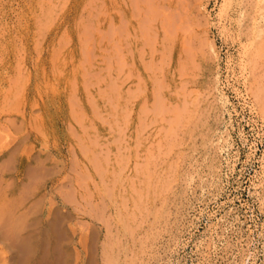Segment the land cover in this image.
<instances>
[{
  "label": "rangeland",
  "instance_id": "rangeland-1",
  "mask_svg": "<svg viewBox=\"0 0 264 264\" xmlns=\"http://www.w3.org/2000/svg\"><path fill=\"white\" fill-rule=\"evenodd\" d=\"M173 1L175 2L176 0ZM194 1H196V3ZM194 1V3L191 4L194 5L192 6L194 7L192 11L195 14V21H197V23L195 22L196 25H194V30L199 40L196 36L193 42L194 44L192 43L196 51L192 63L195 69H189L188 76L189 79H192L191 76L194 74L197 83L193 88L198 91L200 90L202 93L206 92L207 94L211 89V85L215 87L216 94L219 95L218 97L220 100L218 99V102L216 101L217 105L215 104L217 106H215L216 113H212L213 115L208 117L207 120L203 119L205 120L203 125L200 124V126H197L195 124L196 126H194L190 125L191 123L189 125H187L188 123L186 124V126H191L189 137V134L184 132L186 127L184 126L185 124H180L181 126H178L177 129L179 131L182 130L181 132H178L176 127V132H173V130L170 131L169 127H167L168 120H166V117L158 115L157 117L159 120L157 117H154L153 112L156 105L154 95L152 100L150 99L145 103L147 94H151L155 88H153L155 81L154 83L151 82V84L149 78L148 80L146 79L147 81L144 79V83L149 81L148 84H146V90H144V92L141 91L143 92L142 94L138 92L142 96L138 93L136 96L132 94L135 93L134 86H136V79L132 80L131 78L134 77H130L128 82V84L131 83L128 87L130 93L132 92L131 95H129L131 96L129 99L130 102L128 103L127 101L124 105L121 104L122 107L119 106L118 108V110L122 108L121 112L125 115L118 110L116 111L117 113H115L109 103L106 102L107 99L95 92L106 90V87H104L106 83L101 80L97 84L98 86L96 85V90L92 92L95 98L93 108H95L94 111H96L95 118L93 117V111L89 109L91 105L86 98L87 90L83 83L88 74L84 67L86 64V57L84 50H82L81 44L83 43L80 40L82 39L81 29L87 24V19H92L88 16H90V11H93L92 7L94 6L89 0H0V191L2 186L4 187L6 181L8 183H6V189H14L13 192L16 189V193L11 194L9 190L7 192L8 194L10 193L13 198L11 200L9 196L10 202L13 204L14 202L19 203L14 204V206H19L15 208V211L17 210L18 212L16 211V213L19 214L20 212L19 215H22V225L19 226V229L16 227L14 228V225L13 227H11L12 225L10 226L11 222L7 220L8 217L6 220L3 218L0 220V264H27L29 260V263L36 262V259L38 264H43V262L44 264H264V109H260L259 102H257L258 99L252 91L254 86H250L252 88H249V84L251 85L249 82H252L251 80L253 79L252 77H254V73L243 63L245 61L242 49H244L243 44L246 42L244 39L246 38L245 32L247 31L245 30L249 22L246 21V18L243 19L244 21H238L237 18L241 10H244V1L246 0H240L241 2L238 4H236L237 0ZM102 2L101 12L98 11V13L96 11L98 15L94 14V16H96V25L94 24L95 27H93L95 31L101 33L104 32V30L106 31L112 23H115V25L118 24L120 15V4L118 0H102ZM138 2L140 6L136 10V19L134 17L132 18L134 21L131 20L137 24L136 26H138V23H140L141 26L144 22V18H146V9L142 6L144 0L143 2L138 0ZM174 2L172 3L173 6ZM83 3H85V6ZM247 5L248 3H246L245 10L248 9ZM128 7L131 6L128 5ZM165 9L166 12L169 13V9L166 7ZM226 9L227 11H225ZM48 10L49 13H47ZM170 10H172V8ZM140 12L141 14L139 15ZM254 12L256 11L251 9V13L253 14ZM138 16L140 18H138ZM79 18L84 19L81 21ZM262 22L264 23V17L261 19L259 26L264 25ZM38 23L41 25L37 26ZM81 23L84 24L80 26L79 24ZM156 25L157 22L153 24L154 27H157ZM239 30L243 32L239 33ZM160 34L162 35V33ZM79 35H81L80 39H78ZM161 35L157 36L154 42V46L157 45L155 47L156 52L151 55V58L154 57L151 59L152 62L153 60L157 62L156 64L154 62V65L160 67L164 65L161 60V55L163 54L161 53L163 45L160 46L163 43L161 41L163 40ZM61 39L63 40L61 41ZM77 40H80V42ZM202 41L211 43L215 53L210 52L207 46L202 45ZM106 44H108V46H106ZM59 46H63V48L61 47V51ZM99 46L104 48L103 50L108 47L107 49L109 50V41H106V43H99ZM78 47L79 49L81 48L79 50L80 52L78 51ZM54 50H58V53ZM105 51L107 53L109 52L107 50ZM241 52L242 55H240ZM68 60L70 61L68 62ZM164 62L166 63V61ZM51 65L53 67H51ZM63 65L64 67H62ZM102 68L101 70L103 73ZM161 68L163 70L161 69L159 71L161 73L158 72L159 74L156 76V80L159 82L156 96L162 104L164 103V105L168 106L171 102L170 99H172V85L169 81L170 75L166 70V66L164 65V67ZM259 69L260 68H258V70ZM262 69H264V67ZM80 71L83 72L81 73ZM138 71L136 74L139 73L142 75L139 77L140 79L143 76L145 77L141 72L142 69H138ZM256 71L257 69L255 72ZM250 72H252V74H250ZM257 72L255 76L258 77L254 78L258 81L264 73L261 71L262 74ZM132 75L130 74V76ZM16 80L18 81L16 82ZM263 80L264 78L260 79L262 85H264ZM141 81L142 84L143 79H141ZM162 81L163 83H160ZM45 83L48 85H45ZM198 83L200 85H198ZM207 84H210L208 85L209 88L206 87ZM191 85L192 84L189 82L186 84L185 88L187 91L190 90L188 88ZM195 86H200L201 88L197 89ZM124 88L127 89V87ZM250 89L253 92H251L252 94H250ZM203 90L206 91L203 92ZM18 94L20 95L18 96ZM67 96L71 97L69 98ZM13 97H18V99H14ZM104 102L107 103L108 106ZM132 102L133 104H131ZM78 103L80 104L78 105ZM143 104L152 105L151 107H153V116H151L149 120L144 119L148 122L145 127L148 133H145V136H143L145 145L147 144L145 147L151 144L150 148H152V152L158 150V156H160L162 162L161 159L158 160L159 163L161 162L162 164L152 168L155 173L153 175L155 177L153 179V176L151 177L153 180L152 188L154 190L150 188L149 190L152 192L148 195L151 197L153 191L155 194L152 196L153 198L148 199V201H146L147 203H145L148 212H151H144L146 214L142 212L143 215L138 214V216L135 215V217H133L134 209L131 203H133L135 199L137 200V193L135 192L137 188L135 187L136 190H130V188L125 187L126 184H123L122 186L119 185L121 188L120 190L119 186L112 184V180L111 182L109 181L111 178H107L108 180L102 179L100 177L102 175L92 171V159L97 157L100 153L98 149L101 147L97 145L95 146L96 149H94L96 151H86L88 153L91 152L92 155L86 153L83 149H85L84 143H87L85 140L91 141V136L87 132L91 133L95 126V130H93L96 134L95 137L99 136V138L97 137V139L100 140L99 144L101 145L102 143L110 141L111 151L107 155L113 157V153L115 154L118 153L117 151H120L122 158L129 160L127 163L126 160H124L126 163L125 167L124 162L121 164L123 165V169H125H122L123 176L124 174L125 177L129 174L134 175L135 160L133 159L134 156L130 149L134 148L132 145V138L135 136L136 118H138L139 113L137 107ZM253 104H255V106L257 105V108ZM74 106L78 109L76 110ZM109 106L113 112L110 109L108 110ZM30 108H33V111ZM257 109L259 111L258 113L256 112ZM19 111L21 112L19 113ZM76 111L84 115L86 114L85 121H81L82 124L74 117ZM104 112L105 114H102ZM119 114L122 115L119 116ZM97 116L98 118H96ZM111 117L114 123H111ZM119 117L121 119L123 118V120L120 121ZM106 119H108V123ZM116 119L119 121L118 123H116ZM72 121L75 122L73 123ZM122 121H124V124ZM155 121L158 123L156 124ZM91 122L92 124H90ZM151 122L153 123L151 124ZM89 124L90 127L94 125L91 128L88 127L91 130L87 128ZM112 124H114V127ZM121 126L125 127L126 130L123 135H120L121 144L118 142V147H116L118 149H116L114 148L115 144H112V140L110 139L118 134L116 130H119ZM110 127L114 130V133ZM129 130L130 133H128ZM83 131L84 133H82ZM107 132L112 136H108ZM24 133H26V135H24ZM172 135L175 136L173 137ZM17 139L19 141H17ZM169 139L171 141H169ZM82 140L84 141L81 142ZM181 143L182 146L180 145ZM127 145H132L133 148ZM13 147H15L16 151L14 152L12 160H8L7 154H9V151L13 149ZM86 155L87 157H91V160L86 158ZM40 157L42 159H40ZM175 158L178 159L176 160ZM154 159H156L155 156ZM37 164H39V166ZM4 168L5 170L3 173L1 169ZM163 172L168 175H165ZM4 174L6 176L2 178ZM167 177L172 181L170 179L167 180ZM157 178L160 179L158 182ZM183 178L186 181L185 183H183ZM154 179H156V181ZM167 181L168 183H166ZM100 183H102V187ZM104 184L110 186L108 187L109 193H105L107 186H104ZM156 185L158 188H155ZM125 188L128 192L126 191L124 193ZM164 188L166 190L168 189L169 192ZM116 191L119 195L115 194ZM157 191L159 193H157ZM163 192H165V194ZM1 193L2 192H0V194ZM101 194L106 196L103 195V197ZM110 195H113L112 198H110ZM124 197L127 199H124ZM155 197H157V199ZM108 198H110V201ZM161 199L163 200L161 201ZM125 200L128 202L126 203ZM115 201H119L118 203L120 204ZM112 202H115V204H111ZM163 203L165 204L164 207ZM126 210L130 211L128 212ZM132 210L133 212H131ZM162 210L166 212L164 211L165 213L161 215V212L163 213ZM114 211L118 216L116 214L113 215ZM108 212L112 214L110 215ZM119 212L120 214L124 213L125 216L122 214L119 217ZM28 216L30 217L28 218ZM115 216H117L118 219H115ZM140 216L142 217L139 218ZM130 218L134 220L137 218L138 223H136V226L138 228L133 226L136 220L131 221L132 224H129L130 221L128 219ZM3 221L5 222V227H1V222ZM148 223H150V225H148ZM125 224L127 227H125ZM113 226L116 228H113ZM148 227L149 229H147ZM3 228H5L6 231ZM124 229L128 230L125 231ZM157 229H159V232ZM116 230H118V232ZM26 231L27 233H25ZM124 232L125 236H122L123 234L121 235V233ZM50 233L53 235V239ZM149 233L154 236L151 234L149 235ZM112 235L114 240L117 238L119 239H117L118 244L114 243L116 240L113 241ZM31 236L32 238H30ZM33 236L36 237L34 238ZM131 236L133 237L131 238ZM139 238L140 240H138ZM34 240L37 241L34 242ZM25 241L28 243L34 242L35 248L27 249L25 247ZM141 241L142 243L144 241L146 243L144 242V244H142ZM108 243L109 245H107ZM38 252H40V255ZM107 252L113 254L110 255ZM31 253L35 254L33 255ZM31 255L32 257L30 258L29 256ZM37 255L41 257H37ZM43 257L47 258L45 259Z\"/></svg>",
  "mask_w": 264,
  "mask_h": 264
},
{
  "label": "bare ground",
  "instance_id": "bare-ground-1",
  "mask_svg": "<svg viewBox=\"0 0 264 264\" xmlns=\"http://www.w3.org/2000/svg\"><path fill=\"white\" fill-rule=\"evenodd\" d=\"M62 1V0H61ZM142 2H143V0H141ZM173 1V0H172ZM171 0H144V4L142 5L145 9H146V18H144V22H143V24H141V26H140V23H138V26H136L137 24L136 23H134L133 21H134V19H132V18H134L135 17V19H136V13H137V9H138V7L140 6V3L138 2V0H118V2H119V4H120V15H119V20H118V24H116L115 25V23L113 24H111V26H109L108 27V29L105 31L104 30V32H97V31H95L94 30V28L93 27H95L94 26V24H95V21H96V16H94V14H97L96 13V11L98 12H101L100 10H101V3H103L102 2V0H89V2H91V3H93L92 5L94 6V7H92L93 8V11H90V16H88V17H91L92 19H87V24L83 27V29H81L82 31V36L81 35H79V38L78 39H80V36L82 37V39H80L81 41H82V43L83 44H81L82 45V50H84V53H85V57H86V64H85V68H86V70H85V68H84V70L87 72V74H88V76H86V78H85V80H84V87H85V89L87 90L86 92V95H87V101L89 102V104L92 106V108H91V106H90V108L89 109H91L92 111H93V117L95 118V112L96 111H94L95 110V108H93V104H94V95H92V92L94 91V90H96L95 88H96V85L101 81V80H103L105 83H106V86H104V87H106V90H104V91H101V92H97V91H95L96 93H99L100 94V96L101 97H104L105 99H107V103H109V105L112 107V109L115 111V113H117L116 111L118 110V108H119V106H121V104L122 105H124L127 101H128V103L130 102V98H131V96H129V95H131V93H130V89H129V87H128V85H130L131 83H129L128 84V82H129V80H130V77H134V78H131L132 80L133 79H136V86H134L135 88H134V92L135 93H132V94H135L136 96H137V93L139 92H141V91H143L144 92V90H146V84H148V82L147 83H144L145 82V80L147 79L148 80V78L150 79V83L152 82V83H154V81H155V85L153 86V90L154 91H152V93L150 94H147V96H146V99H145V103H146V101L148 102L150 99L152 100L153 99V95H154V99H155V103H156V105H155V110H154V112L152 111V109H153V107H151L150 105H147V104H150V103H147V104H143V105H138L139 107H137L138 108V118H136L137 119V122H136V129H135V136L132 138L133 139V146H134V148L132 147V145L130 146V145H127V146H130L131 148H133V149H130V151H131V153L133 154V159L135 160H133L134 161V164H135V173H136V176H135V173L133 172V174L134 175H126V177H125V174H124V176H123V174H122V169H123V165H121L122 164V162H124V167H125V164L129 161V160H126V159H123L122 158V154L120 153V151H117L118 153H113V157H109L110 155H107V154H109L110 153V151H111V145H110V141H107L106 143H102L101 145L99 144V142H100V140H98L97 139V137L99 138V136H97V137H95V133H94V130H95V126L93 127V126H91V127H93V129H92V132L91 133H89V132H87L90 136H91V141L89 142L88 140H85V142L87 141V143H84V148L85 149H83L85 152L86 151H93L94 149H96V147L95 146H99V147H101L100 149H98V151L100 152L98 155H97V157H92L93 159V163H92V165H93V172H98L100 175H102V176H100L102 179L104 178V180L105 179H107V178H111L109 181L111 182V180H112V184H116L117 186H119V185H123V184H126V188H130V190H132V189H135V187L137 188V190L135 191L136 193H137V200L135 199H132V200H134L133 201V203H131V206H132V208L134 209V216L133 217H135V215H137L138 216V214H142L143 215V213L144 212H148V210H147V208H146V204L145 203H147L146 201H148V199H151V198H153L152 196L155 194L154 193V191H153V195L150 197L148 194H150L152 191V184H153V178L155 177V176H153L155 173H154V169H152L154 166L156 167V165H160V164H162L161 162H162V159L160 158V156H158V150H156V151H151L152 150V148H150V145L148 146V147H145L146 145H145V142H144V137L143 136H145V133H148V131H146V124L148 123V122H146L144 119H147V120H149L150 119V117L151 116H153V113H154V117H157L158 115L159 116H162V117H166V120H168V122H167V127H169V129H170V131L171 130H173V132H176L175 130L178 128V126L181 124V125H184V126H186V124L187 125H189L190 123V125H194V126H200V124L201 125H203V122L205 121V120H203V119H206L207 120V118L208 117H210L211 115H213L212 113H214L215 112V110H216V101L219 99L220 100V98L218 97L219 95H217L216 94V88L215 87H212V85H211V89L209 90V92L206 94V92H204V91H206V90H203V92L205 93V95H204V93H202V92H200V90L198 91V90H196V89H194L193 87H194V85L197 83V80L195 79L196 77L194 76V74H193V76H191L192 77V79H189V76H188V70L189 69H191V68H194V66H193V60H194V57H195V49H194V46H192V43L195 41V39H196V31L194 30V25H196V23H197V21H195L196 19H195V14H194V12L192 11V9L194 8V7H192V6H194V5H191V4H193L194 2L196 3V1H194V0H176L175 2H174V6L172 5V2ZM194 1V2H193ZM239 1V2H238ZM243 1V0H242ZM87 2V1H86ZM192 2V3H191ZM235 2V1H234ZM234 2H233V4H234ZM241 1L240 0H237V3L236 4H238V3H240ZM245 2V8H246V3H248V5H247V8L248 9H246L245 10V8H244V10H241V13L239 14V16H238V18H237V20L238 21H244L243 19H245L246 18V21L247 22H249V23H247L248 25H247V27H246V30L245 31H247V32H245L246 33V35H245V39L244 40H246V42H245V44H243V48L244 49H242L243 50V55H244V61L245 62H243L248 68H249V70H251L254 74H253V76L254 77H256L255 76V74H256V72L258 71V72H262V73H264V69H262L263 67H264V31H263V28H264V25H262V26H259V24H260V21H261V19H263V17H264V0H246V1H244ZM250 2V3H249ZM84 4V6H85V3H83ZM82 4V5H83ZM89 5H90V3H89ZM128 5L129 6H131V7H128ZM104 6V5H103ZM228 6H230V5H228ZM165 7L166 8H168L169 9V13L168 12H166V9H165ZM172 8V10H170L171 8ZM105 8V7H104ZM231 8V7H230ZM83 9V8H82ZM251 9H253V10H255L256 12H254L253 14L251 13ZM86 10V9H85ZM249 10V11H248ZM89 11H87V12H89ZM136 11V12H135ZM225 11H227V9L225 10ZM225 11H224V13H225ZM98 12V13H99ZM253 12V11H252ZM47 13H49V10H48V12ZM229 13V12H228ZM141 14V12L139 13V15ZM226 14V13H225ZM224 14V15H225ZM231 14V13H230ZM98 15V14H97ZM99 15H101V14H99ZM240 15H242V16H240ZM95 18H94V17ZM228 16H230V15H228ZM81 17V16H80ZM226 17H227V15H226ZM241 17H242V19H241ZM43 18H44V16H43ZM94 18V19H93ZM138 18H140L139 16H138ZM47 19V18H46ZM79 19H81V18H79ZM82 19H84V18H82ZM81 19V21H83ZM86 19V18H85ZM133 21H132V20ZM226 20V19H225ZM45 21V20H44ZM78 21V20H77ZM80 21V22H81ZM143 21V20H142ZM237 21V22H238ZM40 22V21H39ZM43 22V21H42ZM157 22V27H154L153 26V24L154 23H156ZM196 22V23H195ZM44 23V22H43ZM77 23V22H76ZM263 23V22H262ZM261 23V24H262ZM46 24V23H45ZM82 24H84V23H81V24H79L80 26H82ZM264 24V23H263ZM40 26L41 24H37V26ZM96 25V24H95ZM109 25V24H108ZM227 25V24H226ZM98 27V26H97ZM243 27V26H242ZM241 27V28H242ZM98 29V28H97ZM102 30V29H101ZM80 31V30H79ZM99 31H100V29H99ZM242 33L243 31H240L239 30V33ZM160 33H162V35L160 34ZM244 33V34H245ZM244 34H243V36H244ZM159 35H161L162 37H163V40H161L163 43L160 45V46H162L163 45V47H162V52L161 53H163L162 55H161V60H162V63L166 66V70H167V72L169 73V75H170V77H169V81H170V84L172 85V99H170V103L168 104V100L166 101L167 102V104H168V106L167 105H164V103L162 104V102L159 100V99H157V96H156V92H158L157 90H158V83L159 82H157V80H156V76L159 74V73H161V72H159L162 68L161 67H164V65H162L161 67L160 66H157V65H154V62H155V64L157 63L156 61H154L153 60V62H152V60L151 59H153V58H151V55L154 53L155 54V52H156V46H154V42H155V40H156V38H157V36H159ZM200 35V34H199ZM240 35V34H239ZM239 37V36H238ZM160 39V38H159ZM197 39L199 40V38H198V36H197ZM63 39H61V41H62ZM65 40V39H64ZM80 40L78 41V42H80ZM106 41H109V50L106 48L105 50H107V51H109L108 53L105 51V50H103L105 47H104V44H103V47L104 48H102V47H100L99 46V43H102V42H105L106 43ZM160 41V40H159ZM158 41V42H159ZM37 42V41H36ZM200 42V41H199ZM198 42V43H199ZM249 42V43H248ZM202 43V45H205V46H207L208 47V49H209V51L210 52H212V53H215L214 51H213V49H214V47H213V45H211V43H209V42H201ZM40 44V43H39ZM58 44V43H57ZM60 44V43H59ZM194 44V43H193ZM63 45V44H62ZM106 46H108V44H106ZM60 47V46H59ZM62 48H63V46H61ZM60 47V48H61ZM62 48L60 49V51L62 50ZM81 49V48H80ZM79 49V47H78V51L80 50ZM198 49V48H197ZM241 50V51H242ZM55 52H57L58 53V50L56 51V50H54ZM53 51V52H54ZM60 51H59V54H60ZM80 52V51H79ZM57 53H56V55H57ZM65 53V52H64ZM53 55V54H52ZM61 55V54H60ZM240 55H242V52H241V54ZM63 56H64V54H63ZM154 56V55H153ZM208 56H211V55H208ZM57 57V56H56ZM53 58H54V56H53ZM63 58V57H62ZM82 58V57H81ZM243 58V57H242ZM107 59H109V60H107ZM57 60V59H56ZM60 60H61V58H60ZM71 60V59H70ZM70 60H68V62L70 61ZM77 60H78V58H77ZM160 60V61H161ZM80 61V60H79ZM164 61H166V63L164 62ZM152 62V63H151ZM53 63V62H52ZM62 63V62H61ZM64 63V62H63ZM161 63V64H162ZM78 64V63H77ZM195 64V63H194ZM84 65V64H83ZM55 66V65H54ZM56 66H58V65H56ZM81 66V65H80ZM51 67H53L52 65H51ZM62 67H64V65L62 66ZM77 67H78V65H77ZM103 67V68H102ZM196 67V66H195ZM56 68V67H55ZM101 68L103 69V73H102V70H101ZM104 68H105V70H104ZM142 69V73L145 75V77L143 78H141V79H143V83L141 84V79L139 78V77H141L142 75H140L139 73L138 74H136L137 73V71H138V69ZM246 68V67H245ZM258 68H260L259 70H258ZM137 69V70H136ZM165 69V68H164ZM195 69V68H194ZM257 69V71L255 72V70ZM163 70V69H162ZM248 70V71H249ZM51 71H54V70H51ZM56 71V70H55ZM57 71H59V70H57ZM72 71V70H71ZM71 71H70V73H71ZM192 71V70H191ZM60 72H62V71H60ZM81 72V71H80ZM83 72V71H82ZM81 72V73H82ZM105 72V73H104ZM139 72V71H138ZM159 72V73H158ZM252 72H250V74H252ZM257 72V73H258ZM260 72V73H261ZM55 73V72H54ZM63 73V72H62ZM241 73V72H240ZM259 73V74H260ZM261 73V74H262ZM42 74V73H41ZM80 74V73H79ZM130 74L132 75V76H130ZM191 74V73H190ZM196 74V73H195ZM258 74V75H259ZM261 74H260V76H261ZM53 75V74H52ZM106 75V76H105ZM136 75V76H135ZM139 75V76H138ZM245 75V74H244ZM247 75V74H246ZM257 75V74H256ZM27 76H28V73H27ZM30 76V75H29ZM60 76V75H59ZM80 76V75H79ZM138 76V77H137ZM154 76V77H153ZM23 77V76H22ZM190 77V78H191ZM244 77H246V76H244ZM254 77H252L253 79L251 80L252 82H253V84H252V82H249V83H251V85L249 84V88H252L253 86V89H252V91L254 92V94H255V97L258 99V101L257 102H259V107H260V109H264V85H262V83L260 82V79H263L264 78V75H262L261 77H260V79H258V81L254 78ZM258 77V76H257ZM256 77V78H257ZM21 78V77H20ZM28 78V77H27ZM158 78V77H157ZM160 78V77H159ZM145 79V80H144ZM255 79V80H254ZM69 80V79H68ZM146 80V81H147ZM161 80V79H160ZM254 80V81H253ZM18 80H16V82H17ZM76 81V80H75ZM81 81H82V79H81ZM102 81V82H103ZM262 81V80H261ZM69 82H70V80H69ZM69 82H67V83H69ZM101 82V83H102ZM103 82V83H104ZM186 82V83H185ZM188 82L189 83H191L192 85L188 88V89H190V90H186V88H185V86H186V84H188ZM211 82V81H210ZM25 83H26V81H25ZM51 83V82H50ZM66 83V84H67ZM102 83V84H103ZM151 83V84H152ZM160 83H163V81L162 82H160ZM164 83H166V82H164ZM261 83V84H260ZM263 83H264V80H263ZM17 84V83H16ZM143 84H145V85H143ZM167 84V83H166ZM45 85H48V84H46L45 83ZM80 85H81V83H80ZM143 85V86H142ZM198 85H200L199 83H198ZM208 85H210V84H207V86L206 87H208ZM245 85V84H244ZM243 85V86H244ZM52 86H53V84H52ZM64 86V85H63ZM98 86V85H97ZM197 86V85H196ZM195 86V87H196ZM250 86H252V87H250ZM16 87V86H15ZM19 87V86H18ZM49 87V86H48ZM51 87V86H50ZM124 87H127V89H125ZM151 87V86H150ZM204 87V86H203ZM13 88V87H12ZM77 88V87H76ZM197 89H199V88H201L200 86L199 87H196ZM209 88V87H208ZM247 88V87H246ZM14 89V88H13ZM53 89H55V88H53ZM124 89V90H123ZM150 89H152V88H150ZM168 89V88H167ZM203 89V88H202ZM204 89H205V87H204ZM11 90V89H10ZM19 90V89H18ZM24 90V89H23ZM69 90V89H68ZM102 90V89H101ZM165 90V89H164ZM13 91H15V90H13ZM21 91V90H20ZM51 91H52V89H51ZM84 91V90H83ZM161 91V90H160ZM159 91V92H160ZM251 91V89H250V94H252L253 92ZM2 92V91H1ZM53 92H54V90H53ZM125 93V95H124V93ZM143 92H141V94L143 93ZM155 92V93H154ZM219 92V91H218ZM252 92V93H251ZM5 93V92H4ZM7 93V92H6ZM9 93V92H8ZM17 93V92H16ZM70 93V92H69ZM76 93V92H75ZM128 93V94H127ZM138 93V94H139ZM245 93H246V91H245ZM249 93V92H248ZM85 94V93H84ZM99 94H98V96H99ZM141 94H139V95H141ZM254 94H253V96H254ZM15 95V94H14ZM14 95H12V96H14ZM20 94H18V96H19ZM134 95V96H135ZM138 95V96H139ZM17 96V95H16ZM39 96V95H38ZM142 96V95H141ZM160 96H162V95H160ZM222 96V95H221ZM252 96V97H253ZM67 97H71V96H67ZM66 97V98H67ZM97 97V96H96ZM213 97H214V99H213ZM12 98V97H11ZM14 98V97H13ZM16 98V97H15ZM14 98V99H15ZM28 98V97H27ZM85 98V97H84ZM136 98V97H135ZM164 98V97H163ZM217 98V99H216ZM222 98V97H221ZM224 98V97H223ZM16 99H18V97L16 98ZM100 99H103V98H100ZM105 99H104V101H105ZM124 99V100H123ZM134 99V98H133ZM133 99H131V100H133ZM253 99V98H252ZM13 100V99H12ZM11 100V101H12ZM135 100V99H134ZM9 101V100H8ZM34 101V100H33ZM67 101V100H66ZM100 101V100H99ZM224 101V100H223ZM256 101V100H255ZM1 102V101H0ZM20 102V101H19ZM77 102V101H76ZM80 102V101H79ZM102 102V101H101ZM134 102V101H133ZM133 102L131 103V104H133ZM218 102V101H217ZM6 103V102H5ZM81 103V102H80ZM80 103H78V105L80 104ZM105 103V102H104ZM103 103V104H104ZM107 103H105V104H107ZM142 103H143V101H142ZM33 104H35V103H33ZM139 104H141V103H139ZM216 104V105H215ZM258 104V103H257ZM17 105V104H16ZM24 105V104H23ZM23 105H22V107H23ZM32 105V104H31ZM70 105V104H69ZM128 105V104H127ZM126 105V106H127ZM254 106H255V104H253ZM13 106V105H12ZM11 106V107H12ZM87 106H88V104H87ZM107 106H108V104H107ZM109 106V108H108V110L111 108ZM216 106V107H215ZM257 106V105H256ZM255 106V107H256ZM14 107V106H13ZM18 107V106H17ZM75 108H76V110L78 109L76 106H74ZM89 107V106H88ZM94 107H96V106H94ZM103 107V106H102ZM114 107V108H113ZM122 107V106H121ZM258 107V108H259ZM0 108H1V106H0ZM36 108V107H35ZM105 108V107H104ZM103 108V109H104ZM257 108V107H256ZM31 109V108H30ZM33 109V108H32ZM31 109V110H32ZM69 109V108H68ZM74 109V108H73ZM100 109V108H99ZM213 109H214V111H213ZM259 109V110H260ZM6 110V109H5ZM18 110V109H17ZM30 110V111H31ZM98 110V109H97ZM111 110V109H110ZM131 110V109H130ZM130 110H128V111H130ZM10 111H11V109H10ZM33 111V110H32ZM69 111V110H68ZM71 111V110H70ZM112 111V110H111ZM118 111H122V108H120V110H118ZM12 112H14V111H12ZM21 111H19V113H20ZM82 112H83V109H82ZM91 112V111H90ZM113 112V111H112ZM126 112H127V110H126ZM153 112V113H152ZM257 113L259 112L258 111V109H257V111H256ZM8 113V112H7ZM15 113H16V110H15ZM85 113V112H84ZM100 113V112H99ZM106 113H107V111H106ZM122 114H123V112H121ZM216 113V112H215ZM18 114V113H17ZM22 114V113H21ZM20 114V115H21ZM69 114V113H68ZM102 114H105V112L104 113H102ZM108 114V113H107ZM109 114H111V113H109ZM122 114H119V116L120 115H122ZM263 114H264V112H263ZM70 115V114H69ZM73 115V114H72ZM86 115V114H85ZM85 115L84 114H81L79 111H76L75 113H74V117H76V120L77 121H79L81 124H82V122H83V120L85 121ZM114 115V114H113ZM116 115V114H115ZM123 115H125V114H123ZM130 115V114H129ZM111 116V115H110ZM127 116V115H126ZM136 116V115H135ZM215 116H217V115H215ZM264 116V115H263ZM40 117V116H39ZM103 117V116H102ZM106 117H107V115H106ZM116 117V116H115ZM128 117H130V116H128ZM127 117V118H128ZM262 117V116H261ZM10 118V117H9ZM22 118V117H21ZM96 118H98V116L96 117ZM105 118V117H104ZM110 118V117H109ZM120 118V117H119ZM158 118V117H157ZM15 119V118H14ZM70 119L72 120V118L70 117ZM90 119V118H89ZM92 119V118H91ZM261 119V118H260ZM2 120V119H1ZM21 120V119H20ZM96 120V119H95ZM104 120V119H103ZM107 120V123H108V119H106ZM117 120V119H116ZM121 120H123V118L121 119L120 118V121ZM154 120V119H153ZM158 120H159V118H158ZM158 120H156V121H158ZM263 120H264V117H263ZM27 121H28V119H27ZM31 121H32V119H31ZM82 121V122H81ZM89 121V120H88ZM101 121V120H100ZM128 121V120H127ZM155 121V122H156ZM19 122V121H18ZM73 122V121H72ZM75 122V121H74ZM73 122V123H74ZM114 123V120H112V117H111V123ZM119 121L117 120V122L116 123H118ZM154 122V121H153ZM153 122H151V124L153 123ZM163 122V121H162ZM12 123V122H11ZM122 123L124 124V121H122ZM125 123H127V122H125ZM129 123V122H128ZM158 122H156V124H157ZM164 123V122H163ZM205 123V122H204ZM216 123V122H215ZM15 124V123H14ZM19 124V123H18ZM76 124V123H75ZM90 124H92V122L90 123ZM90 124L87 126V128L88 127H90ZM110 124V123H109ZM150 124V125H151ZM196 124V125H195ZM263 124V123H262ZM5 125V124H4ZM3 125V126H4ZM20 125V124H19ZM35 125V124H34ZM80 125V124H79ZM78 125V126H79ZM102 125V124H101ZM103 125H104V123H103ZM106 125V124H105ZM113 125V127H114V124H112ZM116 125V124H115ZM128 125V124H127ZM155 125V124H154ZM180 125V126H181ZM16 126V125H15ZM29 126H30V124H29ZM107 126V125H106ZM110 126H111V124H110ZM117 126V125H116ZM119 126V125H118ZM123 126V125H122ZM120 127V129L119 130H116L117 132H118V134L112 139H110V140H112V144L114 143L115 145V147L114 148H116V147H118V142L121 144V141H120V139H121V136L120 135H123L124 134V131L126 130V128L125 127ZM149 126V125H148ZM153 126V125H152ZM21 127V126H20ZM19 127V128H20ZM33 127V126H32ZM35 127V126H34ZM37 127H41V126H37ZM36 127V128H37ZM90 127V128H91ZM109 127V126H108ZM150 127V126H149ZM148 127V128H149ZM163 127V126H162ZM175 127H176V129H175ZM190 127L191 126H186L185 127V133L186 134H189V137H190ZM86 128V127H85ZM90 128H88V129H90ZM111 128V127H110ZM115 128H117V127H115ZM147 128V129H148ZM154 128V127H153ZM159 128V127H158ZM193 128V127H192ZM17 129V128H16ZM40 129V128H39ZM88 129H86V130H88ZM112 129V128H111ZM110 129V130H111ZM152 129V128H151ZM166 129V128H165ZM194 129V128H193ZM192 129V130H193ZM195 129H196V127H195ZM206 129V128H205ZM91 130V129H90ZM113 130V129H112ZM134 130V129H133ZM178 130V129H177ZM1 131V130H0ZM12 131V130H11ZM42 131V130H41ZM182 131V130H181ZM181 131H179L178 130V132H181ZM195 131V130H194ZM37 132V131H36ZM85 132V133H86ZM96 132V131H95ZM110 132V131H109ZM151 132V131H150ZM149 132V133H150ZM82 133H84V131L82 132ZM111 133V132H110ZM108 134V132H107V134H108V136L109 135H111V134ZM113 133H114V130H113ZM116 133V132H115ZM128 133H130V130H129V132ZM170 133H172V132H170ZM9 134V133H8ZM13 134V133H12ZM42 134V133H41ZM173 134V133H172ZM175 134H177V133H175ZM24 135H26V133H24ZM76 135V134H75ZM80 135V134H79ZM98 135V134H97ZM148 135V134H147ZM147 135H146V137H147ZM156 135V134H155ZM71 136H72V133H71ZM83 136H84V134H83ZM82 136V137H83ZM87 136V135H86ZM112 136V135H111ZM173 136V135H172ZM175 136V135H174ZM173 136V137H174ZM181 136V135H180ZM89 137V136H88ZM129 137V136H128ZM155 137V136H154ZM168 137V136H167ZM27 138V137H26ZM72 138V137H71ZM74 138H75V136H74ZM74 138H72V139H74ZM84 138V137H83ZM82 138V139H83ZM126 138H127V136H126ZM130 138V137H129ZM177 138V137H176ZM181 138H183V137H181ZM18 139H20V138H18ZM17 139V141H19ZM78 139V138H77ZM76 139V140H77ZM102 139H103V137H102ZM148 139V138H147ZM172 139V138H171ZM180 139V138H179ZM13 140V139H12ZM16 140V139H15ZM23 140V139H22ZM80 140V139H79ZM84 140H82L81 142H83ZM180 140H182V139H180ZM8 141V140H7ZM11 141V140H10ZM124 141V140H123ZM122 141V142H123ZM153 141V140H152ZM152 141H150V142H152ZM169 141H171L170 139H169ZM211 141V140H210ZM78 142V141H77ZM81 142H79V143H81ZM156 142V141H155ZM177 142V141H176ZM212 142H213V140H212ZM211 142V143H212ZM3 143V142H2ZM8 143H9V141H8ZM7 143V144H8ZM18 143H20V142H18ZM127 143V142H126ZM126 143H123V144H126ZM159 143V142H158ZM171 143V142H170ZM178 143V142H177ZM180 143V142H179ZM210 143V144H211ZM13 144V143H12ZM11 144V145H12ZM154 144V143H153ZM168 144V143H167ZM186 144V143H185ZM16 145V144H15ZM14 145V146H15ZM155 145V144H154ZM161 145V144H160ZM181 146H182V143L180 144ZM191 145V144H190ZM2 146V145H1ZM82 146V145H81ZM126 146V147H127ZM177 146V145H176ZM77 147H78V145H77ZM125 147V148H126ZM163 147V146H162ZM8 148H9V146H8ZM28 148V147H27ZM124 148V147H123ZM122 148V149H123ZM124 148V149H125ZM174 148V147H173ZM116 149H118V148H116ZM115 149V150H116ZM127 149V148H126ZM129 149V148H128ZM28 150V149H27ZM26 150V151H27ZM16 151V149H15V147H13V149H11L10 151H9V154H7V159L9 160H12V158H13V156H14V152ZM83 151V152H84ZM94 151H96V150H94ZM124 151V150H123ZM178 151V150H177ZM84 152V153H85ZM116 152V151H115ZM144 152V153H143ZM86 153H88V152H86ZM85 153V154H86ZM91 155H92V153L91 152H89ZM88 153V154H89ZM96 153V152H95ZM177 153V152H176ZM38 154V153H37ZM47 154V153H46ZM49 154V153H48ZM94 154V153H93ZM16 155V154H15ZM83 155V154H82ZM90 155V156H91ZM94 155H96V154H94ZM126 156H127V154H126ZM125 156V157H126ZM154 156H155V158L156 159H154ZM168 156V155H167ZM176 156V155H175ZM181 157H183L182 155H180ZM5 157V156H4ZM86 158H89V160H91L90 158L91 157H87V155L85 156ZM124 157V158H125ZM128 157V156H127ZM164 157H165V155H164ZM185 157H186V155H185ZM193 157V156H192ZM39 158V157H38ZM130 158V157H129ZM3 159V158H2ZM40 159H42L41 157H40ZM46 159V158H45ZM44 159V160H45ZM161 159V162L159 163V160ZM167 159V158H166ZM176 159V158H175ZM178 159V158H177ZM176 159V160H177ZM6 160V159H5ZM48 160V159H47ZM52 160V159H51ZM124 160H126V163H125V161ZM175 160V161H176ZM43 161V160H42ZM79 161V160H78ZM86 161V160H85ZM87 161H88V159H87ZM40 162V161H39ZM45 162V161H44ZM14 163V162H13ZM87 163V162H86ZM171 163V162H170ZM179 163V162H178ZM181 163V162H180ZM88 164H89V161H88ZM189 164V163H188ZM26 165H28V164H26ZM34 165V164H33ZM38 166H39V164H37ZM85 165V164H84ZM128 165V164H127ZM54 166V165H53ZM82 166V165H81ZM171 166V165H170ZM169 166V167H170ZM172 166H174V165H172ZM3 167V166H2ZM35 167V166H34ZM46 167V166H45ZM78 167V166H77ZM177 167H179V166H177ZM40 168V167H39ZM48 168V167H47ZM59 168V167H58ZM82 168V167H81ZM164 168V167H163ZM1 170H3V173H4V170H5V168L4 169H1ZM31 170V169H30ZM33 170V169H32ZM35 170V169H34ZM53 170V169H52ZM51 170V171H52ZM123 170H125V169H123ZM159 170V169H158ZM170 170V169H169ZM10 171H13V170H10ZM77 171V170H76ZM81 171V170H80ZM83 171V170H82ZM132 171H133V167H132ZM162 171H163V169H162ZM41 172V171H40ZM53 172H54V170H53ZM85 172V171H84ZM161 172V171H160ZM172 172V171H171ZM175 172V171H174ZM5 173H6V171H5ZM39 173V172H38ZM89 173H90V171H89ZM124 173V172H123ZM164 173V172H163ZM170 173V172H169ZM48 174H49V172H48ZM58 174V173H57ZM95 174V173H94ZM162 174V173H161ZM165 174V173H164ZM165 175H168V174H165ZM6 175L4 174L3 176H2V178L3 177H5ZM24 176H25V174H24ZM39 176V175H38ZM80 176V175H79ZM96 176V175H95ZM97 176H98V174H97ZM153 176V177H152ZM50 177V176H49ZM75 177V176H74ZM91 177V176H90ZM151 177H152V179H151ZM159 177V176H158ZM169 177H172V176H169ZM182 177V176H181ZM187 177V176H186ZM12 178V177H11ZM43 178V177H42ZM76 178V177H75ZM98 178V177H97ZM162 178V177H161ZM174 178H175V176H174ZM85 179V178H84ZM88 179V178H87ZM167 180H169L168 179V177L166 178ZM165 179V180H166ZM0 180H1V176H0ZM9 180V179H8ZM72 180V179H71ZM75 180V179H74ZM79 180H81V179H79ZM78 180V181H79ZM93 180V179H92ZM91 180V181H92ZM99 180V179H98ZM108 180V179H107ZM106 180V181H107ZM155 181H156V179H154ZM158 180H160V179H158L157 178V182H158ZM171 180V179H170ZM44 181V180H43ZM100 181V180H99ZM164 181V180H163ZM162 181V182H163ZM172 181V180H171ZM199 181V180H198ZM88 182V181H87ZM87 182H86V184H87ZM101 182V181H100ZM110 182H108V183H110ZM157 182H156V184H157ZM174 182V181H173ZM186 181L184 180V178H183V183H185ZM201 182V181H200ZM7 183V181L5 182V184H4V187L2 186V188H1V191L0 192H2L0 195V220H2V218L4 219V220H6L7 219V217H8V219L7 220H9V222H11V224H10V226L11 227H13V225H14V228L16 227V228H20L19 226H21L22 225V215H19L20 214V212H19V214L18 213H16V211H15V208H17V207H19V206H14V204H19V203H15L14 202V204L12 203V202H10L13 198L11 197V195H10V193L12 194V193H16V189H15V191L13 192V190H11V189H6V185L8 184H6ZM21 183V182H20ZM80 183V182H79ZM103 183V182H102ZM102 183H100V186L102 187ZM104 183H106V182H104ZM107 183V184H108ZM160 183H161V181H160ZM164 183V182H163ZM166 183H168V181L166 182ZM188 183H189V181H188ZM74 184H75V182H74ZM159 184V183H158ZM165 184V183H164ZM163 184V185H164ZM171 184V183H170ZM169 184V185H170ZM13 185V184H12ZM12 185H10V186H12ZM20 185V184H19ZM24 185H25V183H24ZM39 185V184H38ZM65 185V184H64ZM68 185V184H67ZM92 185V184H91ZM110 185V184H109ZM137 185V186H136ZM160 185H162V184H160ZM167 185V184H166ZM168 185V186H169ZM9 186V187H10ZM104 186H107V188H106V191H105V193H109V189H108V187H110V186H108V185H105L104 184ZM64 187V186H63ZM81 187V186H80ZM83 187V186H82ZM100 187V188H101ZM160 187V186H159ZM12 188V187H11ZM14 188V187H13ZM98 188V187H97ZM104 188V187H103ZM114 188V187H113ZM119 188H120V186H119ZM126 188L124 189V193L127 191L128 192V190H126ZM151 188V190H149ZM155 188H158L157 187V185L155 186ZM165 188H166V186H165ZM164 188V189H165ZM21 189V188H20ZM40 189V188H39ZM10 191V193L8 194V192L7 191ZM63 190V189H62ZM77 190V189H76ZM113 190V189H112ZM120 190H121V188H120ZM154 190V189H153ZM166 190V189H165ZM168 190V189H167ZM166 190V191H167ZM95 191V190H94ZM98 191V190H97ZM118 191V190H117ZM117 191H116V193L115 194H117ZM170 191H171V189H170ZM111 192H113V191H111ZM121 192V191H120ZM135 192H132V193H135ZM168 192H169V190H168ZM25 193V192H24ZM28 193V192H27ZM55 193V192H54ZM57 193V192H56ZM78 193V192H77ZM157 193H159L158 191H157ZM161 193H162V191H161ZM164 194H165V192H163ZM51 194V193H50ZM69 194V193H68ZM129 194V193H128ZM17 195V194H16ZM41 195H42V193H41ZM73 195V194H72ZM80 195H81V193H80ZM83 195V194H82ZM102 196L104 195V194H101ZM117 195H119V193L117 194ZM9 196H10V198H11V200H9ZM19 196V195H18ZM62 196V195H61ZM68 196V195H67ZM70 196V195H69ZM85 196V195H84ZM101 196V197H102ZM104 196H106V195H104ZM103 196V197H104ZM112 196L113 195H110V198H112ZM115 196V195H114ZM121 196V195H120ZM119 196V197H120ZM123 196V195H122ZM131 196V195H130ZM134 196V195H133ZM102 197V198H103ZM108 197V196H107ZM118 197V198H119ZM126 197V196H125ZM124 197V199H127V198H125ZM165 197V196H164ZM63 198V197H62ZM86 198V197H85ZM110 198H108L109 199V201H110ZM115 198H117V197H115ZM132 198V197H131ZM156 199H157V197H155ZM64 199V198H63ZM166 199V198H165ZM14 200H16V199H14ZM40 200H42V199H40ZM39 200V201H40ZM107 200V199H106ZM115 200V199H114ZM145 200V201H144ZM163 199H161V201H162ZM65 201V200H64ZM63 201V202H64ZM77 201V200H76ZM108 201V202H109ZM112 201V200H111ZM120 201V200H119ZM119 201H115L116 203H118ZM126 201V203L128 202L127 200H125ZM143 201V202H142ZM157 201V200H156ZM10 202V203H9ZM30 202V201H29ZM78 202V201H77ZM105 202V201H104ZM103 202V203H104ZM107 202V203H108ZM115 202L113 203H111V204H115ZM159 202V201H158ZM164 202V201H163ZM40 203V202H39ZM79 203V202H78ZM91 203V202H90ZM97 203H98V201H97ZM106 203V202H105ZM104 203V204H105ZM165 203V202H164ZM163 203V207L165 206V204ZM44 204V203H43ZM110 204V203H109ZM108 204V205H109ZM118 204H120V203H118ZM152 204V203H151ZM154 204V203H153ZM21 205V204H20ZM38 205V204H37ZM90 205V204H89ZM98 205V204H97ZM107 205V206H108ZM122 205V204H121ZM120 205V206H121ZM125 205V204H124ZM127 205V204H126ZM159 205V204H158ZM34 206V205H33ZM88 206V205H87ZM113 206V205H112ZM120 206H118V207H120ZM86 207V206H85ZM110 207V206H109ZM108 207V208H109ZM116 207V206H115ZM160 207V206H159ZM23 208V207H22ZM42 208V207H41ZM107 208V207H106ZM158 208V207H157ZM19 209V208H18ZM102 209V208H101ZM153 209V208H152ZM151 209V210H152ZM28 210V209H27ZM35 210H36V208H35ZM56 210V209H55ZM93 210V209H92ZM150 210V209H149ZM20 211V210H19ZM22 211V210H21ZM25 211V210H24ZM37 211V210H36ZM57 211V210H56ZM94 211V210H93ZM119 211H121V210H119ZM123 211V210H122ZM126 211H130V210H126ZM163 211V210H162ZM165 211V210H164ZM163 211V213L161 212V215L162 214H164L165 212ZM18 212V211H17ZM124 212V211H123ZM131 212H133V210L131 211ZM143 212V213H142ZM151 212V211H150ZM150 212H148V213H150ZM23 213H25V212H23ZM31 213V212H30ZM97 213V212H96ZM99 213V212H98ZM93 214V213H92ZM108 214H110L109 212H108ZM112 214V213H111ZM110 214V215H111ZM117 215V213H115V211H114V214L113 215ZM122 214H124V213H122ZM122 214H120V212H119V217L122 215ZM144 214H146V213H144ZM157 214H158V212H157ZM19 215V216H18ZM35 215V214H34ZM62 215H64V214H62ZM131 215V214H130ZM153 215V214H152ZM161 215H160V217H161ZM25 216H27V215H25ZM25 216H24V218H25ZM32 216V215H31ZM92 216V215H91ZM118 216V215H117ZM117 216H115L116 218L115 219H118L117 218ZM123 216H125V214L123 215ZM158 216V215H157ZM30 216H28V218H29ZM97 217V216H96ZM109 217V216H108ZM114 217V216H113ZM142 216H140L139 218H141ZM146 217V216H145ZM154 217H155V215H154ZM162 217H164V216H162ZM10 218V219H9ZM33 218V217H32ZM37 218V217H36ZM35 218V219H36ZM39 218V217H38ZM48 218V217H47ZM138 218V219H139ZM153 218V217H152ZM165 218H166V216H165ZM34 219V220H35ZM41 219V218H40ZM106 219V218H105ZM104 219V220H105ZM109 219V218H108ZM119 219H121V218H119ZM125 219V218H124ZM143 219V218H142ZM160 219H162V218H160ZM33 220V219H32ZM39 220V219H38ZM107 220V219H106ZM111 220V219H110ZM113 220V219H112ZM130 222H129V224L131 223V221H133L134 219H132V218H130V219H128ZM135 220H136V222L135 223H133V226H136V223H138L137 221V218H135ZM134 220V221H135ZM144 220V219H143ZM37 221V220H36ZM51 221H52V219H51ZM116 221V220H115ZM145 221V220H144ZM158 221V220H157ZM26 222H27V219H26ZM29 222V221H28ZM111 222V221H110ZM109 222V223H110ZM113 222V221H112ZM120 222V221H119ZM118 222V223H119ZM2 224H1V227H5L4 226V221L3 222H1ZM114 223V222H113ZM116 223H117V221H116ZM121 223V222H120ZM155 223H156V221H155ZM159 223V222H158ZM52 224H54V223H52ZM52 224H51V228H52ZM70 224V223H69ZM104 224V223H103ZM132 224V223H131ZM141 224V223H140ZM152 224V223H151ZM36 225V224H35ZM38 225H39V222H38ZM37 225V226H38ZM111 225V224H110ZM117 225V224H116ZM120 225V224H119ZM126 225V224H125ZM124 225V226H125ZM143 225V224H142ZM148 225H150V223H148ZM156 225V224H155ZM34 226V225H33ZM37 226H35V227H37ZM34 227V228H35ZM111 227V226H110ZM115 226H113V228H114ZM125 227H127V225L125 226ZM137 227V226H136ZM142 227V226H141ZM150 227V226H149ZM149 227L147 228V229H149ZM38 228V227H37ZM49 228V227H48ZM116 228V227H115ZM118 228V227H117ZM131 228V227H130ZM138 228V227H137ZM146 228V227H145ZM153 228V227H152ZM1 229V228H0ZM4 230H5V228H3ZM25 229V228H24ZM24 229H23V231H24ZM27 229H28V227H27ZM31 229V228H30ZM111 229V228H110ZM121 229V228H120ZM133 229V228H132ZM135 229V228H134ZM140 229V228H139ZM12 230H14V229H12ZM125 231L126 230H128V229H124ZM124 230H122V231H124ZM152 230V229H151ZM158 230V232H159V229H157ZM6 231V230H5ZM18 231V230H17ZM30 231V230H29ZM28 231V232H29ZM107 231V230H106ZM117 232H118V230H116ZM115 231V232H116ZM145 231V230H144ZM143 231V232H144ZM31 232V231H30ZM38 232V231H37ZM43 232V231H42ZM111 232V231H110ZM120 232H121V230H120ZM12 233V232H11ZM25 233H27V231L25 232ZM33 233H34V231H33ZM49 233V232H48ZM53 233V232H52ZM59 233V232H58ZM57 233V234H58ZM154 233V232H153ZM3 234V233H2ZM35 234V233H34ZM34 234H32V235H34ZM41 234V233H40ZM113 234V233H112ZM123 234V235H122ZM125 234V232L124 233H121V235L122 236H125L124 235ZM146 234V233H145ZM148 234V233H147ZM151 233H149V235H150ZM19 235H20V233H19ZM22 235H24V234H22ZM36 235V234H35ZM49 235V234H48ZM50 235L52 236V239H53V235L50 233ZM107 235H108V233H107ZM120 235V234H119ZM127 235V234H126ZM133 235V234H132ZM140 235V234H139ZM142 235H144V234H142ZM152 236H154L153 234H151ZM21 236V235H20ZM128 236V235H127ZM6 237V236H5ZM14 237V236H13ZM34 237V236H33ZM36 237V236H35ZM34 237V238H35ZM109 237V236H108ZM133 236H131V238H132ZM139 237V236H138ZM140 237H142V236H140ZM148 237V236H147ZM30 238H32V236L30 237ZM29 238V239H30ZM33 238V239H34ZM120 238V237H119ZM122 238V237H121ZM126 238V237H125ZM154 238V237H153ZM152 238V239H153ZM1 239V238H0ZM38 239V238H37ZM41 239V238H40ZM51 239V238H50ZM108 239V238H107ZM110 239V238H109ZM112 239H113V241H115L116 240V242H114V243H116V244H118V241H117V239H115L114 240V238H113V235H112ZM112 239H111V241H112ZM124 239V238H123ZM20 240V239H19ZM28 240V239H27ZM32 240V239H31ZM119 240V239H118ZM133 240V239H132ZM138 240H140V238L138 239ZM142 240H145V239H142ZM37 241V240H36ZM35 240H34V242H36ZM40 241V240H39ZM150 241V240H149ZM26 242V241H25ZM34 242H32V243H28V242H26L25 243V247L28 249H32L33 247H34V245H35V243ZM52 242V241H51ZM105 242H106V239H105ZM131 242V241H130ZM140 242V241H139ZM145 242V241H144ZM144 242L142 243V241H141V243L142 244H144ZM12 243V242H11ZM34 243V244H33ZM120 243V242H119ZM134 243V242H133ZM146 243V242H145ZM151 243V242H150ZM19 244V243H18ZM48 244V243H47ZM53 244V243H52ZM60 244V243H59ZM1 245V244H0ZM16 245V244H15ZM49 245V244H48ZM54 245V244H53ZM57 245V244H56ZM62 245V244H61ZM66 245V244H65ZM107 245H109V243L107 244ZM150 245V244H149ZM106 246V245H105ZM134 246V245H133ZM142 246V245H141ZM6 247V246H5ZM24 247V246H23ZM41 247V246H40ZM51 247H52V245H51ZM50 247V248H51ZM65 247H67V246H65ZM114 247V246H113ZM118 247V246H117ZM135 247V246H134ZM148 247V246H147ZM35 248V247H34ZM33 248V249H34ZM59 248V247H58ZM105 248H107V247H105ZM123 248V247H122ZM125 248H126V246H125ZM133 248V247H132ZM136 248V247H135ZM142 248V247H141ZM113 249V248H112ZM139 249V248H138ZM22 250V249H21ZM43 250V249H42ZM57 250V249H56ZM114 250V249H113ZM113 250H112V252H113ZM118 250V249H117ZM2 251V250H1ZM35 251V250H34ZM37 251H38V249H37ZM106 251H107V249H106ZM124 251V250H123ZM130 251H132V250H130ZM135 251V250H134ZM14 252V251H13ZM18 252H20V251H18ZM24 252V251H23ZM44 252V251H43ZM49 252V251H48ZM47 252V253H48ZM52 252V251H51ZM143 252H145V251H143ZM40 252H38V254H39ZM53 253V252H52ZM69 253V252H68ZM108 253V252H107ZM124 253H125V251H124ZM126 253H128V252H126ZM135 253H136V251H135ZM6 254V253H5ZM31 254H35V253H31ZM42 254V253H41ZM106 254V253H105ZM108 254H110V255H112L111 253H108ZM27 255H30V254H27ZM40 255V254H39ZM53 255V254H52ZM118 255V254H117ZM47 256V255H46ZM27 257V256H26ZM30 258L32 257V255L31 256H29ZM37 257H41V256H38L37 255ZM53 257V256H52ZM68 257V256H67ZM29 258V259H30ZM36 258V257H35ZM43 258H45V257H43ZM47 258V257H46ZM45 258V259H46ZM59 258V257H58ZM63 258V257H62ZM104 258V257H103ZM111 258V257H110ZM141 258V257H140ZM44 259V260H45ZM27 260H28V258H27ZM49 260V259H48ZM30 261V260H29ZM29 261H28V263L27 264H38L37 263V259L35 260L36 262H33V263H29ZM42 261V260H41ZM52 261V260H51ZM110 261V260H109ZM131 261V260H130ZM50 262V261H49ZM105 262V261H104ZM129 262V261H128ZM127 262V263H128ZM65 263V262H64ZM25 264V263H24ZM42 264V263H41ZM43 264H44V262H43ZM68 264V263H67ZM89 264V263H88Z\"/></svg>",
  "mask_w": 264,
  "mask_h": 264
}]
</instances>
